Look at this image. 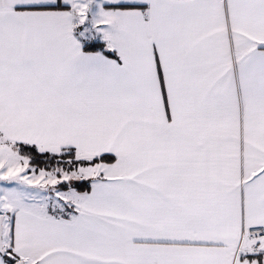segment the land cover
<instances>
[{"label":"snow or ice","instance_id":"snow-or-ice-1","mask_svg":"<svg viewBox=\"0 0 264 264\" xmlns=\"http://www.w3.org/2000/svg\"><path fill=\"white\" fill-rule=\"evenodd\" d=\"M0 264H264V0H0Z\"/></svg>","mask_w":264,"mask_h":264}]
</instances>
